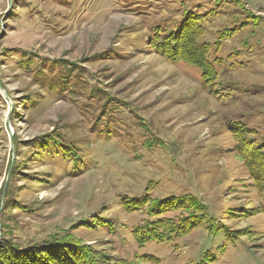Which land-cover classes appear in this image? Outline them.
<instances>
[{
	"label": "rangeland",
	"instance_id": "1",
	"mask_svg": "<svg viewBox=\"0 0 264 264\" xmlns=\"http://www.w3.org/2000/svg\"><path fill=\"white\" fill-rule=\"evenodd\" d=\"M263 162L264 0H0V264H264Z\"/></svg>",
	"mask_w": 264,
	"mask_h": 264
},
{
	"label": "trees",
	"instance_id": "2",
	"mask_svg": "<svg viewBox=\"0 0 264 264\" xmlns=\"http://www.w3.org/2000/svg\"><path fill=\"white\" fill-rule=\"evenodd\" d=\"M185 25V26H184ZM190 22L188 23H184L182 25V30L180 31L181 33H179V31H172V35L166 37V39L164 40V43H167V47L170 49H175L177 48L176 44H177V41H184L185 40V36L184 34H186L188 31V29L190 28ZM162 44V45H163ZM200 53L199 52V49L196 48L194 46V49L193 48H188V50H186V53H183L181 52L180 55H188L187 59H188V64H191V65H194V66H197V67H200L201 69H203V73L205 74V72H210L212 71L211 70V67H210V64L207 60H204V62L202 63L201 61L197 60V54ZM203 54V53H202ZM194 57V58H193ZM204 59V58H203ZM181 60V59H180ZM183 60V59H182ZM258 157V156H257ZM263 160V159H261ZM263 165H264V162H263ZM162 202H159L158 204H160ZM159 206V205H158ZM144 228V227H143ZM150 229H153V228H144V230H142L141 228V231L139 230L138 232H136L134 234V236L137 237V240L139 241L140 244L144 245L147 240H157V238L155 237V234L154 232H149L148 230ZM78 250H77V253L74 255L75 256V259H74V262L75 264L77 263H81L83 262L84 264H86L88 262V260L86 259V253L84 251V247L82 245H79L78 246ZM17 250H19L17 248ZM44 250H38L37 248H34L33 251H29L27 253L29 254H26V252H19V251H15L17 254L15 255L16 258H14L13 261L11 260H6L5 261V264H53L56 262V259H50L48 260V258L44 257L45 260H43L42 258H40V254L41 255H44V254H47V253H43ZM45 251H48L47 249ZM52 258L54 257V254H51ZM69 256V255H68ZM84 257V258H83ZM69 259H70V256L68 257V264H69ZM55 261V262H54ZM61 262V259L59 260V262H56V263H60ZM72 262L70 261V264ZM67 264V263H66ZM199 264H202L199 262Z\"/></svg>",
	"mask_w": 264,
	"mask_h": 264
}]
</instances>
